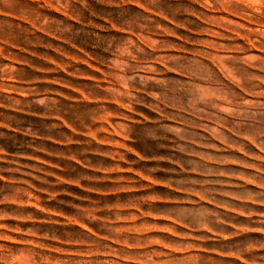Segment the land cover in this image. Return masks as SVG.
<instances>
[{
    "label": "rangeland",
    "instance_id": "1",
    "mask_svg": "<svg viewBox=\"0 0 264 264\" xmlns=\"http://www.w3.org/2000/svg\"><path fill=\"white\" fill-rule=\"evenodd\" d=\"M0 264H264V0H0Z\"/></svg>",
    "mask_w": 264,
    "mask_h": 264
}]
</instances>
